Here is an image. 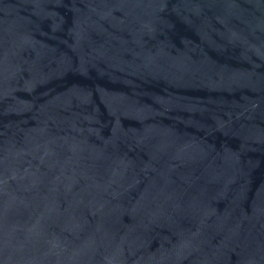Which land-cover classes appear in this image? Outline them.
<instances>
[{
	"label": "water",
	"instance_id": "1",
	"mask_svg": "<svg viewBox=\"0 0 264 264\" xmlns=\"http://www.w3.org/2000/svg\"><path fill=\"white\" fill-rule=\"evenodd\" d=\"M0 264H264V0H0Z\"/></svg>",
	"mask_w": 264,
	"mask_h": 264
}]
</instances>
